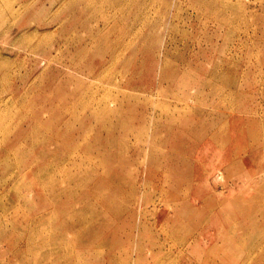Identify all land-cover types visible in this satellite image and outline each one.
Segmentation results:
<instances>
[{"label":"rangeland","instance_id":"374dc122","mask_svg":"<svg viewBox=\"0 0 264 264\" xmlns=\"http://www.w3.org/2000/svg\"><path fill=\"white\" fill-rule=\"evenodd\" d=\"M6 225L0 264H264V0H0Z\"/></svg>","mask_w":264,"mask_h":264},{"label":"bare ground","instance_id":"6f19581e","mask_svg":"<svg viewBox=\"0 0 264 264\" xmlns=\"http://www.w3.org/2000/svg\"><path fill=\"white\" fill-rule=\"evenodd\" d=\"M38 212H40L39 210H38ZM37 215V214H36ZM8 228H9V226H8ZM8 228H7V225L5 226V227H3L1 230H0V238H2V235H3V233H4V230H8ZM6 232V231H5ZM13 237V236H12ZM12 240V239H11ZM5 242H6V240H5ZM13 243V242H12ZM11 243V244H12ZM11 244H9L10 245V247H11ZM8 245V244H7ZM9 247V246H8ZM27 248V247H26ZM75 249V244H73V245H71V248H70V250L72 251V250H74ZM70 250L68 251V253L70 252ZM25 253V252H24ZM30 254H33V251H31L30 250V252H29ZM0 260H2V259H0ZM80 261H81V263L83 262V258H81L80 259ZM79 261V262H80ZM31 264H36L35 263V261L33 260V262H31ZM65 264H67V263H65Z\"/></svg>","mask_w":264,"mask_h":264}]
</instances>
